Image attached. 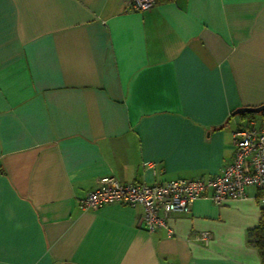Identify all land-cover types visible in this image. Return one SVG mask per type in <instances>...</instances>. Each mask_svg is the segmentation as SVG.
<instances>
[{"label": "crops", "instance_id": "0c3cea01", "mask_svg": "<svg viewBox=\"0 0 264 264\" xmlns=\"http://www.w3.org/2000/svg\"><path fill=\"white\" fill-rule=\"evenodd\" d=\"M263 104L264 0H0V264H261L252 187L153 234L140 206L80 201L105 176L219 174L233 113Z\"/></svg>", "mask_w": 264, "mask_h": 264}, {"label": "built area", "instance_id": "2783aa9c", "mask_svg": "<svg viewBox=\"0 0 264 264\" xmlns=\"http://www.w3.org/2000/svg\"><path fill=\"white\" fill-rule=\"evenodd\" d=\"M126 2L135 12L148 11L155 4V0ZM232 146L231 162L208 179H176L145 185L122 184L112 176H105L97 180L96 186L80 201V206L91 211L108 205L140 206L143 208L138 222L140 228L150 234L161 229L169 231V216L190 213L193 204L201 198L221 205L227 200L244 198L249 187L264 191V128L256 127L255 122L238 127L232 135ZM261 204L264 205V197ZM209 238L205 233L200 240L207 243Z\"/></svg>", "mask_w": 264, "mask_h": 264}, {"label": "trees", "instance_id": "16d2710c", "mask_svg": "<svg viewBox=\"0 0 264 264\" xmlns=\"http://www.w3.org/2000/svg\"><path fill=\"white\" fill-rule=\"evenodd\" d=\"M171 1L173 0H155L157 4L169 3ZM263 106L264 104L262 106L254 107V108H242L246 111L238 115L233 114V116L241 117L242 120L246 121V125H247L248 123L252 122V120H254V118L257 115L260 116L264 115V110H261L258 113L251 112L250 110H260V108ZM259 193L260 196L264 197V191H261ZM247 239H248V245L257 251L261 260V264H264V205L261 207L260 221L257 227H255L254 229L248 232Z\"/></svg>", "mask_w": 264, "mask_h": 264}, {"label": "water", "instance_id": "95a60500", "mask_svg": "<svg viewBox=\"0 0 264 264\" xmlns=\"http://www.w3.org/2000/svg\"><path fill=\"white\" fill-rule=\"evenodd\" d=\"M261 110H264V106L261 107L260 110H250V111H251V112L258 113V112L261 111ZM245 111H246V110H244V109H239V110H236L233 114H234V115H238V114H240V113H242V112H245Z\"/></svg>", "mask_w": 264, "mask_h": 264}]
</instances>
